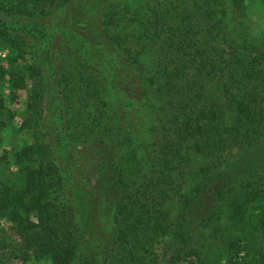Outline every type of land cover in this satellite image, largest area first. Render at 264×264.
I'll use <instances>...</instances> for the list:
<instances>
[{
  "label": "trees",
  "instance_id": "1",
  "mask_svg": "<svg viewBox=\"0 0 264 264\" xmlns=\"http://www.w3.org/2000/svg\"><path fill=\"white\" fill-rule=\"evenodd\" d=\"M129 1L0 0V115L5 90L31 88L10 127L29 140L0 157V264L74 263L87 203L111 240L80 264H264V35L249 24L264 0H139L149 73L115 30ZM92 35L86 58L68 44ZM53 91L64 146L88 164L79 199L46 131Z\"/></svg>",
  "mask_w": 264,
  "mask_h": 264
},
{
  "label": "rangeland",
  "instance_id": "2",
  "mask_svg": "<svg viewBox=\"0 0 264 264\" xmlns=\"http://www.w3.org/2000/svg\"><path fill=\"white\" fill-rule=\"evenodd\" d=\"M91 1L95 2L100 0ZM140 1L144 4L143 0ZM151 3L153 2H150V4ZM128 5L130 7L129 10L131 13L128 14L126 20H123L121 22L120 27L115 30L123 33L124 36H127V42L129 43L128 45L132 46L134 51L141 53V62L143 63L147 73H149L154 56L152 54L151 48L149 46L147 47V45L145 44V39L141 37L142 29L140 28V21L143 22L142 15L144 14L145 8L143 7L144 5L139 3V0H130ZM249 11V24H251L252 26L250 32L254 38H260L261 35H264V6L253 2L250 5ZM46 25L51 24L47 23ZM68 27L69 26H65V29ZM50 29H52V27ZM118 31L115 32L117 33ZM93 37L95 38V36L93 35L92 38H88V42H86L87 39L86 41H83L72 38L71 40H68V44L70 46L74 45L76 47L79 45L81 56H87L91 54V50L93 51V49L91 48ZM30 45L33 47V51L35 50L38 55H42L40 41L35 39L30 40ZM61 51L63 50H60L56 54L57 57L60 55ZM97 53L99 54L98 59H100L101 61L104 58L105 54L104 52L100 51H98ZM1 54L3 53H0V58H4L5 53L3 55ZM85 56L83 57L86 58ZM106 61H108V65L106 64L105 69L108 70L109 68H112L113 62H111L112 60H108V58L106 59ZM50 68L51 67H49L48 70H50ZM105 86L101 85V90H103V88L105 90L107 89L108 93L111 95V86L106 83ZM30 89V87H27L24 91H20L15 99H12L11 96H8L7 90L4 91L6 109L2 112L0 118L6 124V127L0 133V157L2 156V153L6 152V157L10 158L12 151L17 150L18 146H20L23 141L29 140L26 130L17 132L10 129V127L19 128V126L24 123L25 118L28 116V110L26 109V107L28 103V97L31 94ZM52 93L53 95H50V97L47 98L44 102V115H49L46 116V123H51V127L53 126L51 129L46 130L49 140L52 141L49 143H51L54 147L53 149L55 150L57 165H59L60 169L65 173L66 187L70 190V192H72L71 196H73V199H79L80 195L86 193L92 186V182L87 176L88 164L85 162V157L83 156V154H75L78 150H76L74 153L69 151V149H66V147L64 146L65 140L63 139L62 135V119L59 116L60 112L58 105V95H56L55 91H53ZM48 107L50 110L47 109ZM50 114L52 115L53 119H49L51 117ZM58 145L63 146V150H59ZM238 152L239 149L234 148L226 154V158L231 161L237 156ZM15 171L16 170L14 168L10 169V172ZM77 210V223L80 226L85 241L83 243V253L78 252L77 260L72 264H80L82 258L85 255L89 254L92 249L96 250V248H98L97 253H99L98 251L102 249L103 244L108 240H111V237L109 235L110 226L107 223L108 221H106L107 218L105 217L106 214L104 209L98 208L97 213L99 214H92V216H94V220L89 213L90 206L88 205V203L84 208V212H81V210H83V207H81L80 210L77 208ZM81 255L83 256L80 259ZM242 255L243 253L241 252L238 254V257H242ZM125 264L130 263L126 262Z\"/></svg>",
  "mask_w": 264,
  "mask_h": 264
}]
</instances>
